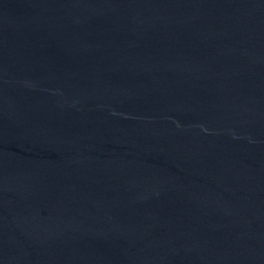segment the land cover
I'll list each match as a JSON object with an SVG mask.
<instances>
[{
    "label": "water",
    "instance_id": "1",
    "mask_svg": "<svg viewBox=\"0 0 264 264\" xmlns=\"http://www.w3.org/2000/svg\"><path fill=\"white\" fill-rule=\"evenodd\" d=\"M0 264H264V0H0Z\"/></svg>",
    "mask_w": 264,
    "mask_h": 264
}]
</instances>
